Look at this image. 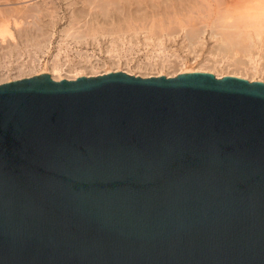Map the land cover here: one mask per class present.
<instances>
[{
    "label": "water",
    "instance_id": "water-1",
    "mask_svg": "<svg viewBox=\"0 0 264 264\" xmlns=\"http://www.w3.org/2000/svg\"><path fill=\"white\" fill-rule=\"evenodd\" d=\"M0 264H264V83L0 85Z\"/></svg>",
    "mask_w": 264,
    "mask_h": 264
},
{
    "label": "rangeland",
    "instance_id": "rangeland-1",
    "mask_svg": "<svg viewBox=\"0 0 264 264\" xmlns=\"http://www.w3.org/2000/svg\"><path fill=\"white\" fill-rule=\"evenodd\" d=\"M138 1L140 2V0ZM138 1L108 0V2L110 3L109 5V3H107V0H105V3L109 5V6L108 5L105 6L104 1L102 2V0L101 1L100 0H88V1L87 0H53V1L30 0L29 1L30 3L28 2L25 5L24 7L25 9L26 7L29 9L41 5L47 6L51 10L52 15L51 18L47 17L45 20L47 22L48 21L50 22L53 19L51 21L53 22L52 23L53 26L49 27L50 28L49 41L47 43L48 47L46 45L45 49L43 48L42 50L40 49L39 51H37L31 49V47H28V49L26 47H23V43L20 44L23 41H21L19 37L16 35L13 22L17 19L16 18L17 16L14 17V15L16 13L18 14V11H14L15 10L14 8L17 7V5H13V4L18 1L0 0V7H1L0 12H2V14L0 13V23H2L1 21L5 22L6 20H7L6 22L8 23L10 22L9 24H11L13 28L12 30L13 32H15L14 33L15 38L17 39V40L15 39V42L17 41L16 43H18V45L20 44V48H21L20 49L21 54L20 52L10 54L7 52V48L10 44L9 42L12 41L13 43V40H10V38L8 37L9 39L7 38L5 41H3V43H1L0 41V84L6 83L7 81L10 82L13 80H19L22 79L23 77L27 78L41 74H47V72H49V70L47 69L49 65L52 64V62H57L58 64H61L63 66V69L65 70L63 72L65 78L69 75H74V74H70L71 69L73 68L81 69L83 67L84 69L88 68L86 72H89V74L92 76L102 75L105 73L104 71L105 69L107 70L110 69L109 71L112 72L126 70L130 72V75L141 76V77H149V76L152 77V76H158L160 74H162V76L168 77V75L173 76L179 73L181 69L185 67H188L189 69L190 67L193 68L195 67L196 69H198V67H204V68L206 67L210 69L212 68L213 71L215 70V72L218 73L220 72L221 74L222 73L225 74L226 71L227 73L229 72L232 73L233 71V73L238 72V73H243L244 75L247 76L249 75L250 78H252L253 76V78L257 79V81H259L260 79H264V73L261 72L260 74V72L256 71V69L252 67L254 64L251 65L248 58L239 59L238 56L232 61L230 59H229L230 61L227 59L223 60L224 58H221L218 52V44L212 38V28L210 27L208 28L206 27L204 29L205 31L204 35L201 36V40L199 43H196L193 46L191 45L188 36L191 28L190 25L187 24V22L190 20L192 21L191 23L192 25L195 24L199 28L203 29L205 24V19H204L205 17H202L201 14L198 15V12L202 11V13L204 14L203 16H206L205 14L206 10L203 11L202 9V5H201L202 1L200 0L198 1V3H200V6L197 2H195V0H161L162 6L160 5V3L157 4L158 0L155 1V4L154 1H151L149 4V0L148 2H146L147 0L146 1L142 0V2L140 3ZM190 3L192 6L190 5ZM196 3L198 4V6L196 5ZM172 6L174 7L173 9H175L178 12V13L176 12L178 15L177 19L182 18L183 22H186L185 23L187 24L186 26L182 27L181 25H178L179 20L174 21L176 16L175 17L173 16L176 13L172 9ZM193 6L197 7V8L195 7L196 10L193 9L194 8ZM104 7L105 8L107 7V9H104ZM189 10L190 11L192 10L193 12H190ZM173 11L175 14H173V16H170L172 15ZM179 12L181 15L179 14ZM195 13L197 14V16ZM72 16L75 18H73ZM125 16L127 17L131 16V18L133 16L134 18L132 19L133 21H136L135 19H137L136 21L137 24L136 22H134L136 24V25L134 24L135 26L134 28L135 30H137L136 32L134 30L127 31L125 27L124 28L125 30L122 29L121 31L122 33L120 32L117 35L112 31L108 30L113 25L117 24V21L120 22V20L125 18ZM79 17L81 18L78 19ZM162 17H164L163 18L164 20L162 19ZM171 18L172 20H170ZM159 19L165 22L164 30L160 32L158 31L151 33L150 32L151 30L149 29V27H152L151 23ZM29 21H31L30 18L23 19L21 25L25 26ZM202 21H204L203 24ZM84 22L87 23L85 24ZM99 26H102V28ZM139 26L141 27L139 28ZM145 26L147 27L146 28L147 31L145 30ZM187 26L189 28H187ZM91 27L93 28L96 27V29L98 30L100 29V31L96 32V30ZM136 27L138 29H136ZM89 30H92L91 32L93 33V34L91 33L90 36H89L90 32H88ZM104 30L105 31L108 30L109 34L108 32L102 34L103 36L101 34L100 35L95 34V33L99 34L102 31L104 32ZM84 32L86 33L88 32L89 37L84 36L86 34V33L84 34ZM72 33L76 34L74 36H78L79 40L78 39L76 40V37H74L73 35L71 36L69 35ZM78 33L79 35H77ZM80 35L86 38L82 39ZM91 35H93L94 38ZM109 41L110 42L117 41V43H115L114 45V43H109ZM189 45L191 47H189ZM30 50H32L33 52ZM238 60L242 63L244 62L245 64L244 65L242 64V66L238 65L236 63V61ZM197 64L200 65L198 66ZM91 65H94L96 67L93 71L91 70L90 67ZM263 68H264V60L259 62L258 69L262 70ZM32 71L33 73L34 71L37 72L34 75ZM92 72H94V74ZM254 73L257 75H254Z\"/></svg>",
    "mask_w": 264,
    "mask_h": 264
},
{
    "label": "bare ground",
    "instance_id": "bare-ground-1",
    "mask_svg": "<svg viewBox=\"0 0 264 264\" xmlns=\"http://www.w3.org/2000/svg\"><path fill=\"white\" fill-rule=\"evenodd\" d=\"M9 1V0H8ZM18 2H15L13 5H17V7H15L14 11H18V14L16 13L14 15V17H16L17 19L13 22L14 23V27H15V31H16V35L19 37V39L23 42H21L20 44L23 43V47H26L28 49V47H31V49L37 50L39 51L40 49L42 50L43 48L45 49V46L47 45L48 41H49V27L53 26L52 23L53 22H47L45 19L51 18V10L47 7V6H38L35 8H24L25 5L30 1V0H17ZM53 1V0H52ZM88 1V0H87ZM101 1V0H100ZM104 1L105 6L108 5L107 3H105V0H102V2ZM110 1V0H109ZM119 1V0H117ZM128 1V0H127ZM138 1V0H136ZM146 1V0H145ZM151 1H155L157 0H149V4ZM160 1V2H159ZM199 0H195V2L198 3ZM202 1L201 5H202V9L203 11L206 10V16H203L204 14L202 13V11L198 12V15L201 14L202 17H205V24L203 29L199 28L198 26H196L195 24L192 25V21H188L187 24L190 25L191 30L189 31V40L191 45L193 46L196 43H199L201 40V36L204 35V29L207 27L212 28V38L217 42L218 44V52L219 55L221 56V58H224L223 60L227 59V60H234L236 57L239 56L240 58H248L249 62L252 64H254L252 67L256 69V71L264 73V68L262 70L258 69L259 67V62H261L262 60H264V0H200ZM94 2V1H93ZM97 2V1H96ZM139 2V1H138ZM140 2H142V0H140ZM139 2V3H140ZM148 2V0L146 1ZM160 5H161V0L157 1ZM30 3V2H29ZM45 3V2H44ZM48 3V2H47ZM119 3V2H118ZM131 3V2H130ZM164 3V2H163ZM196 5L200 6V3H198ZM49 4V3H48ZM147 4V3H146ZM12 5V6H13ZM47 5V4H46ZM110 5V3H109ZM108 5V6H109ZM144 5V4H143ZM172 5V4H171ZM170 5V6H171ZM178 5V4H177ZM191 5V3H190ZM195 5V4H194ZM22 6V7H21ZM28 6V5H27ZM32 6V5H30ZM34 6V5H33ZM92 6V5H91ZM146 6V5H145ZM152 6V5H151ZM162 6V5H161ZM182 6V5H181ZM192 6V5H191ZM68 7V6H67ZM101 7V6H100ZM165 7V6H164ZM195 9L196 6H193ZM1 8V7H0ZM13 8V7H12ZM24 8V9H23ZM103 8V7H102ZM174 7L172 6V9ZM188 8V7H187ZM190 8V7H189ZM197 8V7H196ZM4 9V7H3ZM101 9V8H100ZM104 9H107V7ZM146 9V8H145ZM170 9V8H169ZM184 9V8H183ZM192 9V10H193ZM6 10V9H5ZM159 10V9H158ZM175 11V13L177 12L175 9H173ZM185 10V9H184ZM183 10V11H184ZM190 12H193V11ZM196 10V9H195ZM199 10V9H198ZM9 11V10H8ZM54 11V10H52ZM140 11V10H139ZM173 11L172 15L175 14ZM7 12V11H5ZM105 12V11H104ZM122 12V11H121ZM167 12V11H166ZM2 14V12H0ZM14 13V12H13ZM90 13V12H89ZM103 13V12H102ZM136 13V12H135ZM156 13V11H155ZM169 13V12H168ZM178 13V12H177ZM177 13L173 16H176V20L174 19V21L179 20V24L182 27L186 26L187 24H185L186 22H183V19H177L178 15ZM188 13V10H187ZM12 14V13H11ZM56 14V13H55ZM180 14V12H179ZM190 14V13H189ZM188 14V15H189ZM196 14V13H195ZM193 14V15H195ZM181 15V14H180ZM179 15V17H180ZM104 16V14H103ZM155 16V15H154ZM157 16V15H156ZM163 16V15H162ZM166 16V15H165ZM192 16V15H191ZM197 16V14H196ZM6 17V16H5ZM54 17V16H53ZM56 17V15H55ZM73 17V16H72ZM151 17V16H150ZM185 17V16H184ZM31 21H29L25 26L21 25V22L23 19H29ZM75 18V17H73ZM81 17H79L78 19H80ZM99 18V17H98ZM147 18V17H146ZM155 18V17H154ZM164 17H162L163 19ZM194 18V16H193ZM72 19V18H71ZM118 19V18H117ZM131 16L127 17L125 16V18H123L122 20H120V22L117 21V24L113 25L110 29V31H112L115 34H119L122 29H124L126 27L127 31H137L135 30V26H134V22L137 21V19H135L136 21H133ZM141 19V18H140ZM144 19V18H143ZM75 20V19H74ZM147 20V19H146ZM150 20V19H149ZM164 20V19H163ZM159 19V20H155L153 23H151L152 27H149V30L151 33L152 32H160L163 31L165 28V22ZM169 20V18H168ZM172 20V18L170 19ZM197 20V18H196ZM202 20V19H201ZM5 21V20H4ZM7 21V20H6ZM3 22L0 23V41L1 43H3V41H5L8 37L10 38L9 46L7 48V52L10 54L13 53H19L21 50L20 48V44L18 45V43L15 42V32H13V28L11 26V24H9L8 22ZM116 21V20H115ZM141 21V20H140ZM150 22V21H149ZM70 23V22H69ZM72 23V22H71ZM85 23V22H84ZM83 23V25H84ZM87 23V22H86ZM85 23V24H86ZM143 23V22H142ZM173 23V21H172ZM201 23V22H200ZM204 23V21H202V24ZM101 24V23H100ZM124 24V25H123ZM137 24V22H136ZM135 24V25H136ZM145 24V23H144ZM75 25V24H74ZM91 25V24H90ZM111 25V24H110ZM141 25V24H140ZM148 25V24H147ZM168 25V23H167ZM192 25V27H191ZM138 26V25H137ZM144 26V25H143ZM80 27V26H79ZM102 28V26H99ZM141 26H139L140 28ZM83 28V27H82ZM89 28V27H88ZM93 28V27H91ZM105 28V27H104ZM103 28V29H104ZM147 27L145 26V30ZM169 28V27H168ZM187 28H189L187 26ZM209 28V29H210ZM69 29V28H68ZM93 29L96 30V32L100 31V29H96V27H94ZM136 29H138L136 27ZM185 29V28H184ZM105 31L102 33H95L97 35H102L105 34V32L109 31ZM125 30V29H124ZM141 30V29H140ZM143 30V29H142ZM166 30V29H165ZM64 31V30H63ZM67 31V30H66ZM70 31V30H69ZM68 31V32H69ZM75 31V30H74ZM83 31V29H82ZM92 30H89V36L92 33ZM73 32V31H72ZM88 32H84V36H88ZM95 32V31H94ZM185 32V31H184ZM188 32V31H187ZM62 33V32H61ZM65 33V32H64ZM77 33V31H76ZM83 33V32H82ZM112 33V34H113ZM122 33V32H121ZM139 33V31H138ZM52 34V33H51ZM50 34V35H51ZM68 34V33H67ZM93 34V33H92ZM94 34V35H95ZM111 34V35H112ZM124 34V33H123ZM136 34V33H135ZM206 34V33H205ZM71 35H76V34H69ZM79 35V33L77 34ZM96 35V36H97ZM137 35V34H136ZM153 35V34H152ZM156 35V33H155ZM187 35V34H186ZM211 35V34H210ZM81 36V35H80ZM88 36V37H89ZM93 36V35H91ZM95 36V37H96ZM103 36V35H102ZM105 36V35H104ZM110 36V35H109ZM151 36V35H150ZM187 36V37H188ZM17 37V38H18ZM76 37V40L79 38L78 36H74ZM82 37V36H81ZM80 37V38H81ZM86 37H82V39L86 38ZM113 37V36H112ZM186 37V38H187ZM8 38V39H9ZM94 38V36H93ZM106 38V37H105ZM125 38V37H124ZM149 38V37H148ZM150 39V38H149ZM17 40V39H16ZM79 40V39H78ZM111 40V39H110ZM144 40V39H143ZM147 40V39H146ZM151 40V39H150ZM168 40V39H167ZM188 40V41H189ZM97 41V40H96ZM187 41V40H186ZM214 41V42H215ZM8 42V41H7ZM123 42V41H122ZM6 43V42H5ZM109 43H117V41H109ZM189 43V42H188ZM159 44V43H158ZM161 44V43H160ZM216 44V43H215ZM6 45V44H4ZM111 46V45H110ZM113 46V45H112ZM48 47V45H47ZM189 47H191L189 45ZM213 47V46H212ZM5 49V48H4ZM24 49V48H23ZM30 49V48H29ZM32 51V50H30ZM33 52V51H32ZM41 52V51H40ZM38 53V52H37ZM9 54V55H10ZM21 54V52H20ZM213 55V54H212ZM218 55V54H217ZM21 56V55H20ZM24 56V55H23ZM207 60V59H206ZM229 60V61H230ZM219 61V60H218ZM248 61V60H247ZM217 62V61H216ZM223 62V61H221ZM220 62V63H221ZM235 62V61H233ZM219 63V62H218ZM236 63L238 65L242 64L244 65L245 63L240 62L239 60L236 61ZM234 63V64H236ZM198 65V64H197ZM200 65V64H199ZM198 65V66H199ZM232 65V62H231ZM250 66V65H249ZM261 66V65H260ZM91 70L93 71L96 67L94 65H91ZM163 67V66H162ZM165 67V66H164ZM215 67V66H214ZM88 69V68H87ZM86 68H73L70 70V74H74V75H69L65 78L64 76V69L63 66L61 64H58L57 62H52L51 65H49L48 69L49 72H47V74L51 77V79L55 82H59L61 80H76L79 77H92V75L89 74V72H86L87 70ZM163 69V68H162ZM32 70V69H31ZM110 69H105V73L102 75H106L112 71H109ZM217 70V69H216ZM226 70V69H225ZM238 70V69H237ZM244 70V69H243ZM107 71V72H106ZM37 71H32V73L35 75ZM115 72V71H114ZM116 72H124L128 75H130V72L128 71H116ZM191 72H206V73H212L216 78H223L224 76H234L238 77V78H242L245 80H248L249 82H256L257 79L250 78V76L248 75H244L243 73H232L229 72L224 74V73H218L215 72V70L213 71L212 68H204V67H198V69H196L195 67H190V69L188 67H185L183 69H181V71L175 75H173L174 77L179 75L180 73L182 74H186V73H191ZM94 74V72H92ZM162 73V72H161ZM31 74V73H30ZM132 74V73H131ZM259 74V75H260ZM42 75V74H41ZM172 75V74H171ZM254 75H257L254 73ZM263 75V74H262ZM32 76V75H31ZM39 76V75H37ZM100 76V75H98ZM134 76V75H133ZM158 76H162V74L158 75ZM158 76H152V77H158ZM168 75V77H173ZM34 77V76H33ZM141 77V76H138ZM150 77V76H149ZM167 77V76H166ZM255 77V76H254ZM24 78V77H23ZM22 78V79H23ZM27 78H31V77H27ZM142 78H148V77H142ZM260 78V77H259ZM21 80V79H19ZM14 81H18V80H13L10 82H14ZM260 82L264 83V79H260ZM9 81H7L6 83L3 84H7L10 83ZM2 85V84H0Z\"/></svg>",
    "mask_w": 264,
    "mask_h": 264
}]
</instances>
